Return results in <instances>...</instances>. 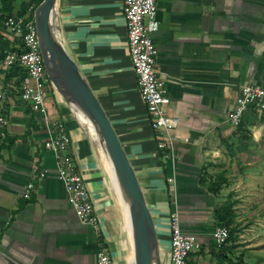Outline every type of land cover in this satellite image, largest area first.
Returning a JSON list of instances; mask_svg holds the SVG:
<instances>
[{"label":"crops","instance_id":"obj_1","mask_svg":"<svg viewBox=\"0 0 264 264\" xmlns=\"http://www.w3.org/2000/svg\"><path fill=\"white\" fill-rule=\"evenodd\" d=\"M157 5L156 71L170 99L166 110L179 119L173 151L160 149L141 98L124 0H58V11L65 46L124 147L155 220L161 262L170 264L172 214L178 213L183 232L208 247L215 244L214 213L224 203H235L241 234L262 216L264 112L251 108L238 128L230 116L243 86L264 89V0ZM1 32L0 117L6 120L0 124V264H96L103 251L122 264L124 210L102 156L53 88L45 114L22 103L5 65L15 37ZM56 122L71 138L97 227L78 220L58 178L56 155L46 149ZM215 182L224 185L212 194L208 188ZM28 184L33 188L27 197ZM124 249L125 264H133L130 245Z\"/></svg>","mask_w":264,"mask_h":264},{"label":"built area","instance_id":"obj_2","mask_svg":"<svg viewBox=\"0 0 264 264\" xmlns=\"http://www.w3.org/2000/svg\"><path fill=\"white\" fill-rule=\"evenodd\" d=\"M157 3L158 0H124L123 12L127 22L130 58L138 79L141 98L147 106L151 127L157 135L160 149L173 151L176 142L174 131L179 125V119L169 115L166 110L170 99L156 71L158 51L154 34L159 29ZM36 8L32 5L26 17L18 15L2 17L0 14V28L4 26L19 42L16 46L18 49H11L5 54V65L11 68L18 63L27 73V79L22 83L19 93L22 103L34 112L45 114L46 97L53 87L41 53L34 19ZM251 108L264 112V89L246 85L242 87L237 108L230 116L232 125L238 128L244 115ZM4 123V118L0 117V124ZM54 126L57 134L51 135L45 146L56 155L58 178L64 184L67 200L82 224L97 227L98 219L92 195L78 159L70 153L71 138L62 122H56ZM32 188V184L26 186L27 197ZM170 226V264H189L190 255L199 251L202 244L195 235L183 232L178 213L172 214ZM229 235L228 228L217 227L213 233L215 244L224 245ZM96 264H113V259L107 251H103L98 254Z\"/></svg>","mask_w":264,"mask_h":264},{"label":"water","instance_id":"obj_3","mask_svg":"<svg viewBox=\"0 0 264 264\" xmlns=\"http://www.w3.org/2000/svg\"><path fill=\"white\" fill-rule=\"evenodd\" d=\"M34 19L46 73L51 84L69 105L82 126L77 112L83 114L90 122L112 165L121 189L122 200L119 199L121 203L123 201V210L127 207L128 211L135 264H162L155 220L136 172L105 110L65 46L58 0H42L35 10ZM84 129L86 130L85 127ZM94 145L97 148L95 143Z\"/></svg>","mask_w":264,"mask_h":264},{"label":"trees","instance_id":"obj_4","mask_svg":"<svg viewBox=\"0 0 264 264\" xmlns=\"http://www.w3.org/2000/svg\"><path fill=\"white\" fill-rule=\"evenodd\" d=\"M41 2L42 0H23L21 3H19V5H16L17 4L16 0H0V14L2 17L12 16V15L26 17L29 15V8L32 5H35L37 7ZM2 29L6 30V28L2 26V28L0 29V43L4 38V35L1 32ZM18 43H19L18 40H15V43L12 46V50L18 49L16 47ZM13 79L16 80V87L19 90L21 88L22 83L27 79L26 71L18 63L10 68V73L7 77L8 82H10ZM53 89L55 90L54 87ZM0 153H1V146H0ZM223 185H224L223 183L215 182L211 186H209L208 191H210V193L212 194L219 193ZM234 205L235 203L226 202L223 204L221 208L216 210L214 213L216 226L228 228L230 231V235L224 245L218 246L214 244L213 246H210L212 255L219 264H260L259 262L247 263L245 261V252H244L245 250L239 252V255L236 256L237 249L242 248L239 245V236L241 235L242 230L239 229V227L237 226V222H236L237 214L233 210ZM206 247L207 245H202L201 248L202 253ZM197 253L198 252H195L190 255L192 260L188 261L189 264H197L193 261V256L195 257Z\"/></svg>","mask_w":264,"mask_h":264},{"label":"rangeland","instance_id":"obj_5","mask_svg":"<svg viewBox=\"0 0 264 264\" xmlns=\"http://www.w3.org/2000/svg\"><path fill=\"white\" fill-rule=\"evenodd\" d=\"M260 210L262 212L261 218L257 217L256 219L253 220V223L256 224V227L249 228L247 230L245 229L246 232H248V234H241L239 236V245L242 248L237 249L236 256L239 255V252L245 250L244 251L245 261L247 263L259 262L260 264H264V201L261 203ZM257 215H259V213H257ZM125 234H127L126 229H125ZM128 244L130 245L128 234L125 237L119 238V246L121 248V253H122V264H125L124 256H125L126 251L124 248H126ZM201 248L199 249V251H197L198 252L197 255L195 257L193 256V261L195 263L197 264H219L217 260H215L214 256L212 255V252L210 249L211 247L207 246L203 250V253H202ZM190 260H192L191 257L189 261Z\"/></svg>","mask_w":264,"mask_h":264},{"label":"bare ground","instance_id":"obj_6","mask_svg":"<svg viewBox=\"0 0 264 264\" xmlns=\"http://www.w3.org/2000/svg\"><path fill=\"white\" fill-rule=\"evenodd\" d=\"M77 116L82 121L83 126L86 128L88 134L90 135V137L92 138L94 143L97 145V148H98L100 154L102 155V158L104 159L105 164L107 166V169H108V172H109V176H110L112 185L114 187V190H115L117 196L121 199V196H122L121 189H120V187L118 185V181H117V178H116V176L114 174L112 165H111V163L109 162L107 156L104 153V148L100 144L98 134L96 133V131L94 130L93 126L90 124V122L86 119V117L83 114H81L80 112H77ZM122 203H123V201H122ZM125 206H126V204H125ZM124 222H125V229H126L127 232H129L128 234H129L130 250H131L132 259H133L132 263L135 264L134 249H133L132 236H131V232L132 231H131V226H130V220H129V216H128L127 207H126V210L124 209Z\"/></svg>","mask_w":264,"mask_h":264}]
</instances>
